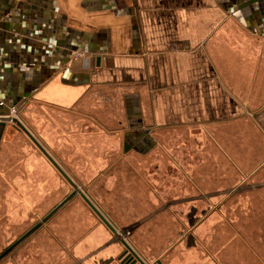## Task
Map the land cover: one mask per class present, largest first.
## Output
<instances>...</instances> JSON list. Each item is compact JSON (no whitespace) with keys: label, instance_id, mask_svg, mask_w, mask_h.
Here are the masks:
<instances>
[{"label":"crops","instance_id":"1","mask_svg":"<svg viewBox=\"0 0 264 264\" xmlns=\"http://www.w3.org/2000/svg\"><path fill=\"white\" fill-rule=\"evenodd\" d=\"M39 1L45 12L56 8L60 40L70 38L71 28L87 35L75 39L92 45L73 53L46 45L49 56L36 50L46 61L35 64L29 37L8 41L18 62H4L12 71H0L31 92L19 115L78 190L139 256L145 247L166 250L174 241L162 264H264V36L238 20L225 0ZM5 7L11 16L15 9ZM15 20L17 30H28ZM5 51L0 47V60L9 57ZM171 138L201 143L198 159L184 169L180 201L196 205L180 228L169 223L168 209L141 195L152 162L166 165L157 155H172ZM11 151L21 154L15 165L4 163ZM45 165L57 178L53 188L68 187L63 200L72 184L8 122L0 142L4 186L12 194L19 188L24 198L29 172ZM65 209L75 213L65 226L37 230L30 264H121L123 245L80 193L47 221Z\"/></svg>","mask_w":264,"mask_h":264},{"label":"rangeland","instance_id":"2","mask_svg":"<svg viewBox=\"0 0 264 264\" xmlns=\"http://www.w3.org/2000/svg\"><path fill=\"white\" fill-rule=\"evenodd\" d=\"M30 110L35 111L34 106L31 107ZM15 116H17L23 124L24 121H26H23L25 116L22 114L17 115L15 112ZM167 143V148L172 152V155H157V159L161 158L160 162H164L166 165L158 166L157 163L154 165L152 162L150 165L151 170L147 172L146 176V178L151 180L150 186L142 187L144 192H142L141 195L148 196L154 201L155 205L168 209L169 214L167 213V216L169 219L168 217L166 219L169 220V223L177 227L179 226L178 228H180L181 220L185 222V220H187V213L196 205V203L193 202L185 203L180 201V196L185 192L182 191L183 180L188 173L184 171V169L189 166L192 167V164L198 159L196 155L198 151L197 147H201V143H196V140L181 138H171ZM20 156L21 154H15L14 151H11L8 162L5 160L4 163H13L12 165H15L21 160ZM163 157L166 158L162 159ZM46 160L45 162L48 161ZM33 161L38 163L39 159H34ZM140 162H142V160ZM144 162L150 163L151 157ZM162 168L164 169L162 170ZM144 175L146 174L144 173ZM60 177L59 183L64 184V179L62 176ZM28 178L31 182H29L26 187H23L22 192L24 198H21L20 194H18L19 188L12 194V189L5 187L3 181L0 180V254L5 248L18 240L27 230L39 222L56 204H58L59 200H62L65 196L64 194L68 192V187L61 186L59 188H53V186L57 184V178L46 165L41 169L30 171ZM4 197L11 200L5 203L3 202ZM68 214L74 215L75 213L70 210L67 211V209L57 213L51 220L45 222L37 229H41L40 235L49 232V230L51 231L54 227L61 229V226H65L69 221V219H67ZM196 221L197 219L194 217L190 220L191 223H195ZM148 228L149 231H151L152 224ZM37 230L13 250L8 252L6 256L1 259L0 264H30V259L37 255L32 248L33 244L37 242ZM114 237L112 235L111 238L115 241L122 238L121 234L114 235ZM176 238V242H178L179 235H176ZM158 240L159 239H157V241ZM43 242L45 241L43 240ZM174 243L173 241L166 250H152L145 247L143 250L139 251V254L148 262L147 264L166 263L169 261L170 248L175 247Z\"/></svg>","mask_w":264,"mask_h":264},{"label":"water","instance_id":"3","mask_svg":"<svg viewBox=\"0 0 264 264\" xmlns=\"http://www.w3.org/2000/svg\"><path fill=\"white\" fill-rule=\"evenodd\" d=\"M4 1V0H3ZM15 1V0H13ZM27 2L31 3V7L29 9H25V11H19L14 10V13H12L11 16H6L7 8L5 6H2L1 3L0 6V16L4 17V22L0 24V43L2 44L0 47H3L5 49L6 53L9 55V57L2 58L0 60V68H7L6 70H11L13 66H5L4 62H18V58L15 56L16 47L9 45L8 41L16 42V40H19L20 37H18L19 33L22 32L34 41L30 42V48L27 46L28 50H32L33 63H39V62H45L46 60H38L37 56L35 54L36 50L37 52L40 51L41 54H45L46 56H49L47 52H43L47 49H49L50 44H56L59 48H66L73 53V51H77L83 48H89L90 45H92V42H90L89 45H86L83 43V41L80 42L78 39H75V37H78V33L73 31L71 28H66L67 31H69L70 38L66 39L65 41L60 40L63 38V35L60 34V29L63 26H56L55 23L52 21V17H54V11H56L55 7H52L50 9L51 13L46 14L44 10L47 8V4L44 1H36V0H26ZM230 5V12L233 13V15L240 20L245 25L247 24L248 27L253 30L254 32L258 33L259 35L264 36V0H225ZM51 2H55V0H51ZM115 6L112 5L111 8H114ZM36 16V17H35ZM59 16V15H58ZM14 18H16L20 23H24V27L26 24H28V30H17L18 34H6V33H15L16 26L11 23L14 21ZM59 18L62 19V16H59ZM6 21V22H5ZM28 21V22H27ZM44 29V30H43ZM64 29V28H62ZM2 30L4 32H2ZM43 30V33L40 31ZM9 31V32H8ZM55 33V35H54ZM85 36H87L84 33ZM82 37V35H80ZM79 36V37H80ZM82 37V39L85 38ZM90 38V36L88 37ZM71 39H73V43L71 42ZM35 40H39L44 42V45H41L43 47L35 48L37 42ZM90 40V39H88ZM45 47H47L45 49ZM60 51L58 50V53ZM5 53V54H6ZM39 54V53H38ZM74 55V54H73ZM12 59V60H11ZM23 59V58H22ZM24 60V59H23ZM31 62L30 58L27 59ZM65 63L61 62L59 66L63 65ZM97 64H100V59L97 58ZM11 65V64H9ZM56 68V67H55ZM12 71V70H11ZM68 71V70H66ZM31 95V92L27 89H20V84L17 82L15 75H3V71H0V142L2 140L3 134L5 132L7 123H12L13 127L17 130L24 131L32 140L33 142L45 153V155L51 160V162L59 169L61 174L68 180L70 184L74 187V190L70 192L59 204H57L48 214H46L39 222H37L33 227H31L24 235H22L18 240L13 242L10 246L5 248V250L0 254V260L11 250H13L17 245H19L22 241H24L27 237H29L33 232H35L39 227H41L44 222H46L50 217H52L65 203H67L76 193H80L82 197L84 198L85 202L91 207V209L103 220V222L112 230L114 235H119L116 228L113 227V225L107 220V218L100 212V210L95 206V204L80 190H78V187L74 184V182L68 177V175L56 164V162L51 158V156L45 151V149L40 145L38 141H36L33 136L31 135V132L27 129V127L21 122L17 116L14 115L16 112L17 115L20 113L21 108L23 106V102L27 97ZM13 113V114H12ZM149 133V132H147ZM149 140L151 141V145H156L157 141L155 138L151 136L149 133ZM121 244L124 247V252H122L120 256V260H122V264H136L137 262L139 264H146L144 261H141L138 259V255L135 253V250L132 248L128 242L121 238L120 239Z\"/></svg>","mask_w":264,"mask_h":264},{"label":"bare ground","instance_id":"4","mask_svg":"<svg viewBox=\"0 0 264 264\" xmlns=\"http://www.w3.org/2000/svg\"><path fill=\"white\" fill-rule=\"evenodd\" d=\"M21 0H15V1H13V0H0V5H1V3L3 4V6H8V8H12V9H16V10H19V11H25V9L27 8V9H29L30 7H31V5H30V3L29 2H27L30 6H28L27 4H25L26 2H24V1H21ZM26 1V0H25ZM36 1H39V0H36ZM40 2V1H39ZM6 4V5H5ZM14 4H16V6H14ZM7 10H9V9H7ZM11 10V9H10ZM48 13H51L50 11H48L46 14L48 15ZM36 17V16H35ZM28 22V21H27ZM27 29H28V27H27ZM19 30V29H18ZM16 32H15V34H18L19 36L18 37H20V39L19 40H16V43L18 44V43H20V41L21 42H23V41H26L25 39H27L26 37H28L27 35H25L24 33H20V32H18L17 33V29L15 30ZM30 38V37H29ZM29 41L31 42V41H34L33 39H29ZM37 42H38V40H37ZM19 46V45H18ZM21 46V45H20ZM50 49H52L51 47H49V50ZM31 59V58H30ZM25 60H27V59H25ZM21 63V62H20ZM34 138V137H33ZM35 139V138H34ZM36 140V139H35ZM37 141V140H36ZM114 227V226H113ZM117 230V229H116ZM123 239H125L124 237H122ZM126 240V239H125ZM120 241V240H119ZM127 241V240H126ZM128 242V241H127ZM128 244H129V242H128ZM135 253L137 254V252L135 251ZM138 255V254H137ZM138 259L139 260H141V261H144L139 255H138Z\"/></svg>","mask_w":264,"mask_h":264},{"label":"built area","instance_id":"5","mask_svg":"<svg viewBox=\"0 0 264 264\" xmlns=\"http://www.w3.org/2000/svg\"><path fill=\"white\" fill-rule=\"evenodd\" d=\"M117 232H119V231H117ZM118 234H121L122 237L125 236L124 232H119ZM125 238H126V236H125ZM154 264H156V263H154Z\"/></svg>","mask_w":264,"mask_h":264},{"label":"flooded vegetation","instance_id":"6","mask_svg":"<svg viewBox=\"0 0 264 264\" xmlns=\"http://www.w3.org/2000/svg\"><path fill=\"white\" fill-rule=\"evenodd\" d=\"M1 6V5H0ZM38 141V140H37ZM41 145V144H40ZM42 146V145H41ZM43 147V146H42ZM6 256V255H5ZM1 261V260H0ZM121 261V264H122V260H120ZM136 264H139L138 262L136 263Z\"/></svg>","mask_w":264,"mask_h":264}]
</instances>
